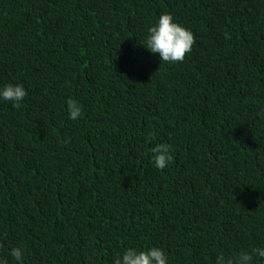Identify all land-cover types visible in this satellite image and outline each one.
<instances>
[{"label": "trees", "instance_id": "1", "mask_svg": "<svg viewBox=\"0 0 264 264\" xmlns=\"http://www.w3.org/2000/svg\"><path fill=\"white\" fill-rule=\"evenodd\" d=\"M163 13L195 36L183 62L143 45ZM7 84L27 95L0 97V240H264V0H0ZM153 246L215 264L264 241H0V261Z\"/></svg>", "mask_w": 264, "mask_h": 264}, {"label": "clouds", "instance_id": "2", "mask_svg": "<svg viewBox=\"0 0 264 264\" xmlns=\"http://www.w3.org/2000/svg\"><path fill=\"white\" fill-rule=\"evenodd\" d=\"M147 31L148 36L143 45L151 53L159 54L161 62L173 64L183 62L196 42L194 34L175 22L169 13L161 14L155 26L149 27ZM26 95V90L20 84H7L0 89V97L11 101L13 107L16 108L20 107V102L24 100ZM66 103L70 119L77 120L83 115L82 108L76 100L69 98ZM261 115H264V113H261ZM151 151L154 166L159 170L166 168L173 159L169 146L166 144H157ZM10 255L17 261V264H23V248H12ZM254 257L264 259V247H255L250 252H241L236 256L226 257L219 254L216 257L215 264H253ZM0 264H7V261H0ZM113 264H167V257L159 247L153 246L144 251L129 247L123 252L122 256L117 255Z\"/></svg>", "mask_w": 264, "mask_h": 264}]
</instances>
